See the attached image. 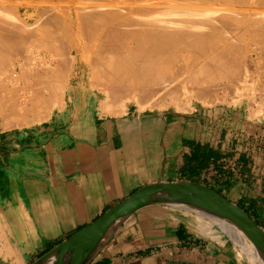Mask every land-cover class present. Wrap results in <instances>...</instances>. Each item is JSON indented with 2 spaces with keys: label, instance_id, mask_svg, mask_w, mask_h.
Returning a JSON list of instances; mask_svg holds the SVG:
<instances>
[{
  "label": "crops",
  "instance_id": "1",
  "mask_svg": "<svg viewBox=\"0 0 264 264\" xmlns=\"http://www.w3.org/2000/svg\"><path fill=\"white\" fill-rule=\"evenodd\" d=\"M232 115L131 105L0 131V264H35L149 184L197 182L240 207L255 204L264 195L249 165L223 162L241 113ZM227 231L192 208L148 204L120 220L86 264H250Z\"/></svg>",
  "mask_w": 264,
  "mask_h": 264
},
{
  "label": "bare ground",
  "instance_id": "2",
  "mask_svg": "<svg viewBox=\"0 0 264 264\" xmlns=\"http://www.w3.org/2000/svg\"><path fill=\"white\" fill-rule=\"evenodd\" d=\"M75 1L79 3L78 0ZM180 1H183V3H187L188 5L186 4L187 6L185 7L184 5H182L184 8H180L178 3L177 8L179 10H173L175 13H170V9L167 11L169 12L167 13V15L165 12L155 13L156 15L154 14V17L158 16V14H162V17L166 16V20H164L165 18L163 19L161 17V19L158 16V19L160 18L162 22L155 20L157 21L156 24L153 23L155 22L154 20L152 22H147V20L145 19L146 16L144 18L139 14L140 18L146 20H143V23L141 22L140 24V22L138 21L139 18L136 19L139 16L135 17L136 12H127L130 15L131 13H133L132 16H130L127 13H122L124 10L114 11L112 7H110L111 9H108V7H105L107 6V4H105L104 6L107 9H103L104 7L101 5H103L105 2L103 4L99 3L103 1H97V4L99 3L100 6L97 5V7L95 4L93 5V7L91 5L93 8L87 11L84 10L85 8L82 9L84 5H80L79 7L82 10L78 7L72 6L69 7V10H65L68 13L70 9H73L72 12L73 14H75V16L73 15V17L71 16L72 13H70V18H68L69 22H67L68 24L66 28L64 26L66 22H62V25L64 26H62L61 28L62 31L59 26H57L60 29L59 33H57L58 29H55L56 33H52V30H44L42 34L38 36L40 37L38 38L39 41L34 38L37 37L35 35L39 34V32H34L37 31L36 26L38 27V21L34 23V31L31 29V26L30 28L28 27L30 24L27 25V30L25 25L26 23L28 24V19H26V22L21 19H17L19 21L14 22L7 21L5 18H9L8 20L13 21L16 20L15 18H17L16 16L18 15L9 13L10 9L3 10L4 12H2V14H7L5 15V18H3V16H0V112L1 114H5L4 116L6 119L3 116L4 121H2L4 123H0L4 125L6 124L7 126L13 125L11 122H13L14 119H12L11 117L14 116L15 118V116H18L16 118H21V115L26 114L23 112L38 113L41 112V110L46 109L48 115H51V113L56 108L61 107L59 105L63 99H65L67 96L70 98L73 97L77 89L75 86H80L83 83V76L86 71L87 73H89V75H91L92 73L93 75H95V73L97 72L98 75H102L105 79L114 77V81H117L116 83H121L122 81L120 79H122L123 75H125L126 73L130 77L131 75L129 74V72H134V75H136L138 71L149 74L150 70H154L158 76L161 72H163V68L165 67L171 55L178 53L182 54L185 51H191L194 55L193 50H196L200 53V56L198 52H195V64L190 61L188 57H184L185 53L184 55L182 54V60L184 62L187 61L185 62L186 66L195 65L194 67L195 69H197V72L195 71V73L198 79L208 82L206 83V85L210 87H207L205 84V86H203L207 87V89H203L205 92L201 90V85V88L199 87L201 90V94L203 91V94L207 95L209 92L217 93L219 91L222 92V90L223 92L228 91L227 87H223L222 83H220V79L223 74L222 70L228 68L229 58L232 54L240 53L241 51H244L245 53V51H247L244 50V45L248 44L247 41H249L250 43H252V41L254 43L258 41L257 44H259V47L257 49L252 48V51L250 50V53H252V55H250L251 60L248 58L246 59L250 60L249 64L261 65V63H264V16L259 17V15H262L260 14L262 12L261 10H259L260 8L258 9V6L260 7V5L264 4V0ZM43 2L45 3V1ZM52 2L50 4H52ZM71 2L74 4V0H72ZM221 2H224L226 5H230L228 6V10L222 14H219L216 11H212L213 9H215V5H218ZM80 3H83L82 0L80 1ZM79 4L74 5L79 6ZM83 4L87 5L86 2ZM205 4L206 7L202 8V6H204ZM209 4L213 6L209 7ZM128 5H130V3H128ZM108 6H110V4ZM37 8H39V6ZM37 8H35V10H38ZM129 8L130 6H128V9ZM165 10L166 9H164V11ZM38 11L40 13V10ZM146 14L148 16L147 18L153 17V15H151L152 12L151 14L150 12L145 13V15ZM148 14H150V16ZM44 19L46 18L44 17ZM232 19H234L235 24L234 32L232 29L233 25L230 26L228 24V22ZM21 21H23V23L25 24H23ZM53 21L55 22V19ZM56 22L58 24L59 21L57 20ZM17 24L20 27L17 26ZM53 25L55 26V24ZM30 29L32 31V34L29 32ZM61 33L63 34L61 35ZM64 39L67 40L65 41ZM246 42L247 44H245ZM35 45L37 46V48L35 47ZM247 46H250V44H248ZM192 54L191 56H193ZM184 58H187L188 60ZM189 58L191 59V57ZM135 70H137L136 73ZM154 71L153 74L151 73L150 75L155 76ZM96 76L93 77L95 78ZM137 76L132 77V80H134V78ZM141 76L144 77V73H140V77ZM129 77L126 76V78ZM126 78L123 77L124 82ZM147 78L148 77H146V79ZM262 78L263 77L261 76V79ZM130 79L131 78H129V80H126L125 83H129L127 81H130ZM21 81L29 82L27 83L29 84V86L25 85V83L22 82L25 88L28 86L26 88V91H22L21 89L22 93H20L21 91L17 92V89H20L17 87H20ZM61 84H63L64 88L63 86H61ZM166 84L164 83V85ZM168 87L170 86L168 85ZM21 88H23V86ZM170 89L166 93L167 95H169L170 92L172 93ZM108 90L111 91V89ZM109 93V91L102 89L97 97H106L107 95H109ZM119 93L120 92H118V94L116 93L117 96L119 95ZM201 94L199 95V97L201 96ZM14 98L18 101L20 100L17 105L16 102H13L14 100H11ZM9 104H13L14 106L12 105L11 107V105ZM17 120L18 119H16V121ZM16 121H14L13 123H15ZM192 209L209 214L210 216L221 222L223 226L227 227L232 233L235 242L239 245V247H241L248 263L264 264V258L262 257V255L255 249V247L250 243L243 231H241L236 225L223 217L217 216L214 213L203 209L198 205L192 207ZM104 239L102 240V242L104 241ZM102 242L97 246V248L102 244ZM70 254L71 247L64 246L56 250L42 264H67Z\"/></svg>",
  "mask_w": 264,
  "mask_h": 264
},
{
  "label": "rangeland",
  "instance_id": "3",
  "mask_svg": "<svg viewBox=\"0 0 264 264\" xmlns=\"http://www.w3.org/2000/svg\"><path fill=\"white\" fill-rule=\"evenodd\" d=\"M4 1H5V3H4ZM6 1H7V3H6ZM35 1H37L38 3ZM35 1L34 0H9V1L8 0H2V1H0L1 2L0 5L2 4L0 6L1 14H2V12H4L3 10H9L10 9L9 10L10 12L8 11L9 13H12V14H15L18 16H16L17 17V18H15L16 20H13V21L8 20L9 18L8 19L5 18V15L7 13H5L4 15L0 14V16H3V18H5L7 21H10V22L19 21L17 19H21V20L26 22V19H28L29 22H28V24L26 23V25H25L27 30H28V27L30 28V26H31V29L33 30L35 28L34 23L36 21H38L39 22L38 27L36 26L37 31H34L35 29L33 30L35 33L39 32V34H37V35H35L33 33L35 36H37V37L33 36L34 38L37 39V41H39L38 38H40L38 36L40 34H42V32L44 30H46V31L52 30V33H56L55 29H58L57 33H59L60 29L63 26L62 22H64V23L66 22V24L63 23L65 28H66V26L68 24L67 22H69L68 18H70V16H69L70 13H72L71 16H73V15L75 16V14H73V12H72L73 9L72 10L70 9V11H68V13L66 12L67 10H69V7H72V6L79 8L80 5L81 6L84 5L82 7V9L85 8L84 10L87 11V10L93 8L94 7L93 5L96 4V6H97V5H99V3L103 4L105 2L101 6L104 7L105 4H107V6H105V7H108V9H111L110 7H112V9L114 11L115 10L116 11L124 10L123 12L121 11L124 14L129 12V11L134 12V13L136 12L137 14L135 13L136 16L135 15L134 16L135 17L139 16L136 19L139 18L138 21L141 24V22L143 23L144 19L140 18V15H141V17H144V18L146 16L145 19L147 20V22H149V21L152 22L153 20L154 21L158 20L159 22H162L161 19L162 18L164 19L166 17L165 14H164L165 17H162L163 16L162 14H160V15L158 14V16L160 18L162 17L161 19L160 18L158 19V16L154 17L155 13L165 12L167 15V13H169V12L175 13L174 12L175 10H179L177 8L178 3H179L180 8L183 7L182 5H184V7L188 5L187 3H183V1H180V0H178V1L177 0H115V1L107 0L108 2L106 0H95V1L94 0H91V1L90 0H88V1L82 0V2L83 3L86 2L87 5H85L83 3L81 4L80 3L81 0L80 1L78 0V2L80 4L74 0V4L75 5L79 4V6H75L71 2L72 0H68V1L67 0H64V1L63 0H42V1L40 0L41 2L39 0H35ZM43 1H45V3ZM92 1H94V2H92ZM97 1H103V2H99L97 4ZM42 2L45 4V6ZM51 2H52V4H50ZM88 2L90 5L88 4ZM28 3L29 4L31 3V4L29 5ZM92 3H94V4H92ZM128 3H130V5H128ZM109 4H110V6H108ZM34 6H36V7H34ZM38 6L40 9L37 8ZM50 6L51 7L53 6V7L51 8ZM128 6H130L129 9H128ZM210 6L211 5L209 4V7ZM228 6H230V5L229 4L226 5L224 2H221L218 5H215V9H213L212 11H216L217 13L222 14L228 10V8H229ZM66 7H67V9H66ZM105 7L103 9H107ZM118 7L119 8L123 7V8L119 9ZM192 7H193V5H192ZM203 7H206V4L204 6H202V8ZM35 8L40 10V13L38 10H35ZM115 8H117V9H115ZM131 8H132V10L133 9L134 10L132 11ZM254 8H256V7H254ZM263 8H264V4L260 5V7L258 6V9L261 10V12H262V13H260L262 15L261 16L259 15V17L264 16V14H263L264 9ZM79 9H81V8H79ZM164 9H166V10L164 11ZM170 9H171V11L167 12ZM144 10H145V13L150 12V14H151V12H152L151 15H153L154 19H153V17H149L150 19L147 18L148 16H147V14L145 15ZM152 10H154V11H152ZM155 10H157V11H155ZM176 12H178V11H176ZM28 14H30V15H28ZM45 14H46V16H45ZM127 14L130 15L129 13H127ZM132 14L133 13H131L130 16H132ZM150 14H148V15L150 16ZM66 15H67V17H66ZM44 17L46 19H44ZM54 19H55V22L53 21ZM57 20L59 21L58 24L56 22ZM146 20H144V21H146ZM164 20H166V18ZM167 20H168V18H167ZM23 21H21V22L23 23ZM15 23H19V22H15ZM153 23L156 24L157 21H155ZM23 24H25V23H23ZM31 24L33 25V28H32ZM49 24H51L52 26ZM53 24H55V26ZM137 24H138V22H137ZM228 24L230 26L233 25L232 29L234 32V30H235L234 19L229 21ZM27 25H29V26L27 27ZM43 25L45 26V28ZM60 25H61V27H60ZM17 26H19V25L17 24ZM57 26H59L60 29ZM65 28H64V30H65ZM31 29L29 30V32L32 34ZM40 31H41V33H40ZM61 31H62V29H61ZM30 33H28V34H30ZM62 34L63 33H61V35ZM64 40L66 41L67 39H64ZM213 41H216V40H213ZM247 42H248V44H250V46H247L248 45ZM247 42L245 43L247 45H244L245 46L244 50H247V51H245V53H244V51H241L240 53L232 54L231 57L229 58L228 68L225 70H222L223 74H222V77L220 79V83H222L223 87H225V86L227 87L228 91H226V92H223V90H222V92L221 91H219L217 93L216 92H209V93L207 92L208 93L207 95L203 94L205 92L203 89L204 88L207 89V87H210V86L206 85V83H208V82L203 81L201 79H198V77L195 73V71L197 72V69H195V67H194L195 65L194 66H189V65L186 66L185 62H187V61L184 62L182 60V58H183L182 56L185 53L184 57L185 56L188 57V59L194 63V60H195L194 55H196L195 52H198V51L193 50L194 55L192 54L191 51H185L182 53L183 55L178 53V54H173L169 57L165 67L163 68V72L160 73L161 76L160 75L157 76V73H155L154 70H150L151 72L149 71V74L146 73L147 75L145 74V72H141V71H138V73H139L138 74V73H136L137 70H135L136 75L133 74L134 72H132V73L129 72V74L131 75L130 77L126 73L125 75L127 77L131 78L130 81H127L129 83H125L126 80H129V78H126L125 75H123V77L126 78L125 82L123 81L124 79L122 77V79H120L122 82L116 83L117 81H114L115 80L114 77H109V78L105 79L102 75H98L97 72L95 73V75H93V73L91 75H89V73H87V71H86L84 76H83L84 77L83 83L80 86H75L77 89H76V92L73 95V97L70 98L67 96L65 99H63L59 105L61 107L56 108L51 113V115H48V112L46 109L41 110V112H38V113L23 112L26 114L21 115V118L20 117L16 118L18 116H15V118L18 119L19 121L18 120L16 121L14 116L11 117L12 119H14V121L17 122V123L16 122L13 123L14 121L11 119L13 121V122H11L13 125L7 126L6 124L4 125V124L0 123V131H10V130H14V129H23V128H29V127H33V126H38V125L43 124L47 121H50V119L52 117H59L60 116V117H63L64 119H67L70 115L77 114L78 112L82 115H95V114H97V115H100L103 117L112 116V115H119L128 106H131V105L136 106L137 109L140 111L170 112V113H175V114H180V115H188L195 110H220V111L224 110V113H228L230 115H232L233 112L238 111V113H241V116H236V118H237L236 124L232 125V127L230 128L231 129V133H230L231 136L228 138L229 141H233V142H231L232 143L231 145H226L227 149L222 150V153H223L222 157L224 159L223 162L228 160L230 163H232V164L236 163L237 165H240V164L246 162L247 165H249V167H250V169L248 168V170L253 171V174L256 175V180L259 181V184L257 185L258 189H256V193H258L259 195L260 194L264 195V80H263L264 79V63H261V65L260 64H257V65H254V64L250 65L249 64L250 60H251L250 55H252V53H250V52L252 51V48L257 49L259 47V44H257L258 41L255 43L253 41H252V43H250L249 41H247ZM36 45H35V47L37 48L38 45L37 46ZM223 51H225V50H223ZM188 52H189V54H188ZM187 54H188V56H187ZM191 54L194 57L191 56ZM198 54L200 56L199 52H198ZM243 54H244V57H243ZM189 57H191V59ZM192 57H193V59H192ZM247 58L250 60H246ZM184 59L188 60L187 58H184ZM153 71H154L155 76L150 75L151 73L153 74ZM261 71H263V72H261ZM140 73H142V74L144 73L145 76L142 77L143 76L142 75L140 77ZM65 74H67V73H65ZM96 74H97V76H96ZM132 74H133V76H132ZM137 74H138V76H137ZM93 76H96V77L94 78ZM134 76H137V77H135L134 80H132V77H134ZM261 76L263 77L262 79H261ZM146 77H148V78L146 79ZM154 77L155 78L158 77L159 79L157 78L158 79L157 80ZM178 77H179V79H178ZM150 80L151 81L153 80L154 82L153 81L151 82ZM149 81H150V83H149ZM168 81H170V82H168ZM22 82L25 83V85L29 86V84H27V83H29L28 81L27 82L21 81L20 87L19 86L17 87L20 89L16 88L17 92L21 91V89H22V91L27 90L26 88L28 86L25 88V86L23 85ZM155 82L158 84H156ZM163 82L165 84L167 82V84L170 87H168L167 84L164 85ZM130 83H131V85H130ZM204 84L207 87H203V86H205ZM200 85L202 86V88L200 87ZM22 86H23V88H21ZM61 86H63V84H61ZM199 87L201 88V90L204 91V92L202 91L203 95L201 94V90ZM63 88H64V86H63ZM102 89L109 91L111 94L109 93V95H107L106 97L98 98L97 95L100 94V91ZM108 89H111V91ZM169 89L172 91V93L170 92L169 95H167L166 93L169 91ZM22 91L20 93H22ZM118 92H120L121 94L119 93V95L117 96ZM122 92H123V94H122ZM20 93H18V94H20ZM200 94H201V96L199 97ZM11 100L12 101L14 100L13 102L14 103L16 102V105L20 101V100L18 101L15 98L11 99ZM13 102H11V103H13ZM207 102H208V104H207ZM9 105H11V104H9ZM12 105H11V107H12ZM27 114H28V116H27ZM4 115L5 114H3V113L1 114V112H0V122H2V123H4L3 122L4 118H5ZM3 116H4V118H3ZM231 117L234 118L235 116L232 115ZM241 173H244V169L243 170L238 169V174H241ZM250 176H252V174H250ZM239 192H240V194L245 195V190H239ZM229 198L234 200L235 203L238 202V199H236L235 197H229ZM255 201H256L255 204L249 205V206L243 205L240 201H239L240 202L239 204L243 208H246L247 211L249 212L248 214L250 216H253L256 219V221L261 224L260 226L263 227L264 226V196L257 197L255 199ZM193 210H195V209H193ZM195 211H197V210H195ZM228 231H229V229H228ZM230 235L233 236L232 233ZM233 241L235 242L234 238H233ZM236 246L238 247L239 245L237 244ZM238 249H239V247H238ZM239 250L243 253L241 247Z\"/></svg>",
  "mask_w": 264,
  "mask_h": 264
},
{
  "label": "water",
  "instance_id": "4",
  "mask_svg": "<svg viewBox=\"0 0 264 264\" xmlns=\"http://www.w3.org/2000/svg\"><path fill=\"white\" fill-rule=\"evenodd\" d=\"M148 204H166L189 209L198 205L236 225L264 258V228L244 209L207 185L197 182H172L149 184L139 188L35 264H42L56 250L64 246L71 247L67 264H86L101 245L98 248L97 246L107 238L120 220L131 211Z\"/></svg>",
  "mask_w": 264,
  "mask_h": 264
},
{
  "label": "trees",
  "instance_id": "5",
  "mask_svg": "<svg viewBox=\"0 0 264 264\" xmlns=\"http://www.w3.org/2000/svg\"><path fill=\"white\" fill-rule=\"evenodd\" d=\"M221 194V193H220ZM222 195V194H221ZM225 197V196H224ZM240 207V206H239ZM242 209H244V211L248 214L249 212L247 211V209L246 208H243V207H241ZM251 218L254 220V221H256V219L253 217V216H251ZM257 222V221H256ZM259 225H261L259 222H257ZM264 227V226H263Z\"/></svg>",
  "mask_w": 264,
  "mask_h": 264
}]
</instances>
